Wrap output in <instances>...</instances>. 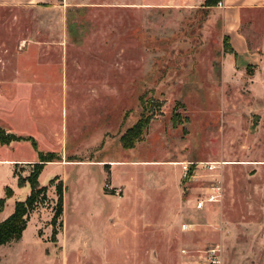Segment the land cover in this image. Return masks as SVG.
<instances>
[{
    "label": "rangeland",
    "instance_id": "374dc122",
    "mask_svg": "<svg viewBox=\"0 0 264 264\" xmlns=\"http://www.w3.org/2000/svg\"><path fill=\"white\" fill-rule=\"evenodd\" d=\"M195 12L171 0L0 4V79L13 80L16 55L46 52L48 131L67 137L41 176L47 200L0 264H208L211 250L221 264H264V82L235 72L220 30ZM143 116L141 141L123 149ZM11 157L37 158L27 143ZM183 164H195L188 178ZM5 180L14 198L0 222L31 192ZM218 186L219 201L196 209Z\"/></svg>",
    "mask_w": 264,
    "mask_h": 264
},
{
    "label": "crops",
    "instance_id": "0c3cea01",
    "mask_svg": "<svg viewBox=\"0 0 264 264\" xmlns=\"http://www.w3.org/2000/svg\"><path fill=\"white\" fill-rule=\"evenodd\" d=\"M206 2L207 0H171L174 7H186L196 10L195 13L204 14L205 18H208V23L220 30L222 42L226 40L230 46L226 57L229 64L233 63L235 72L245 73L249 69L254 70L253 76L262 78L264 82V0H223V8L217 5L210 6ZM32 3L34 0H0L2 5ZM46 58L47 53L41 51L20 53L16 55L18 63L13 80L0 79V128L4 129L7 134L16 137L33 139L38 146V149H35L32 142L28 140L15 141L10 145L0 144V172H4V176L11 177L17 185V179L13 175L14 167L17 165L29 167V164L37 163L40 160V153L59 151V156H63V148L66 146L62 142L63 139L67 141V137L64 135L66 132L56 129L48 131L47 100L43 98L46 89L42 84L43 79L38 69L42 62L46 61ZM25 61H29V63H23ZM54 132L61 133L59 145L57 143L59 139L53 136ZM46 136L51 137L50 148L41 145L40 140ZM22 143H27L34 150L37 158L23 160L12 158L11 151ZM50 164L56 165L49 163L45 169ZM42 174L39 177L41 186H43L40 181ZM8 182L5 180L0 184V200L5 198V193L2 190ZM22 188L18 190L20 191ZM13 198L8 199L7 203H10ZM13 211L14 209L7 214L5 219Z\"/></svg>",
    "mask_w": 264,
    "mask_h": 264
},
{
    "label": "trees",
    "instance_id": "16d2710c",
    "mask_svg": "<svg viewBox=\"0 0 264 264\" xmlns=\"http://www.w3.org/2000/svg\"><path fill=\"white\" fill-rule=\"evenodd\" d=\"M220 0H207V4L210 6H216ZM149 123L144 119V116L139 122L130 128L122 137L121 145L125 150H132L136 147L142 139L144 131L148 127ZM31 141L34 148L38 149L37 143L33 139L19 138L0 128V144L10 145L15 141ZM39 161L35 164H29L32 171L28 177L22 179L19 177L18 185L22 188L25 184H29L31 192L29 196L20 202H16L13 213L0 222V246L9 245L14 242H19L23 238L24 232L28 228L31 215L36 210L40 203V200H47V186H41L39 183V177L44 171L45 167L49 163L59 161V156L56 153L43 154L40 153ZM110 166V165H108ZM16 174V173H15ZM17 176V175H16ZM58 179L51 180V185H55ZM57 204L54 211V216L51 221L53 226V238L56 241L58 236L57 223L63 215V201H64V190L62 182L56 185ZM14 191L12 188L7 187L5 190V198L0 200V209L2 210L8 199L13 198Z\"/></svg>",
    "mask_w": 264,
    "mask_h": 264
},
{
    "label": "built area",
    "instance_id": "2783aa9c",
    "mask_svg": "<svg viewBox=\"0 0 264 264\" xmlns=\"http://www.w3.org/2000/svg\"><path fill=\"white\" fill-rule=\"evenodd\" d=\"M218 7L223 8V0H220L217 4ZM195 165V164H194ZM193 164H183V172H184V178H188L191 174V170L194 166ZM221 188L215 187L214 192L212 194H208L205 196V198H202L196 202V209L201 210L204 209L207 203H216L219 201L221 193ZM218 250H211L209 252V261L208 264H221L220 258L218 256Z\"/></svg>",
    "mask_w": 264,
    "mask_h": 264
}]
</instances>
